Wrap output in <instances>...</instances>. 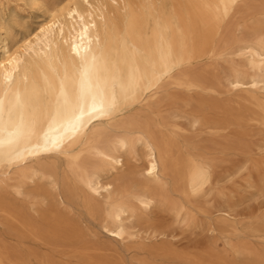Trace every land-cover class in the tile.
Here are the masks:
<instances>
[{
  "label": "bare ground",
  "instance_id": "1",
  "mask_svg": "<svg viewBox=\"0 0 264 264\" xmlns=\"http://www.w3.org/2000/svg\"><path fill=\"white\" fill-rule=\"evenodd\" d=\"M16 1L45 19L15 35L0 0V264H121L113 242L264 264V213L199 203L264 133V0ZM155 213L211 220L219 246L173 249Z\"/></svg>",
  "mask_w": 264,
  "mask_h": 264
},
{
  "label": "rangeland",
  "instance_id": "2",
  "mask_svg": "<svg viewBox=\"0 0 264 264\" xmlns=\"http://www.w3.org/2000/svg\"><path fill=\"white\" fill-rule=\"evenodd\" d=\"M1 2L5 7L2 17L15 35H18L23 27L36 28L37 24L45 19L39 8H29L16 0H1ZM11 14L16 16L15 23L9 20ZM250 135L247 140L254 146L252 155L233 152L226 155L224 161H218L214 170L213 186L204 198L199 199L201 205L213 204L215 207L225 209L230 223L239 228L264 213V133L251 130ZM154 216L170 230L171 234L165 241L177 251L198 255L213 244L219 246L211 220L199 216L195 223L184 225L175 224L171 218L164 217L162 213H155ZM159 243L160 241H157L155 244ZM108 245L115 257H121L102 258L108 261L138 264L139 261L146 260L155 264H176L160 258H138L139 255L134 257L132 255L134 251L120 243L113 242Z\"/></svg>",
  "mask_w": 264,
  "mask_h": 264
}]
</instances>
